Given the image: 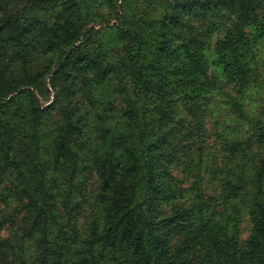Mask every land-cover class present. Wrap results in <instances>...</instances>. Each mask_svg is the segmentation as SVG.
Listing matches in <instances>:
<instances>
[{
  "label": "trees",
  "instance_id": "trees-1",
  "mask_svg": "<svg viewBox=\"0 0 264 264\" xmlns=\"http://www.w3.org/2000/svg\"><path fill=\"white\" fill-rule=\"evenodd\" d=\"M27 1L0 0V102L17 93L6 102L23 97L30 99L34 107L31 114H22L21 123H0V182L8 176L18 183L22 178L28 180L26 189H20L19 183L12 192L5 190L11 196L7 197L9 203L6 198L3 203L6 209L15 201L19 207L23 203L22 209L31 221L23 234L30 230L28 240H32L39 253L24 257L21 251L24 235L15 243L16 234H13V240L0 239V264H34L39 258L42 264H62L68 254L71 264H264V125L257 123L251 127L255 141L250 145L240 149L239 145L245 141L232 142L235 148L232 160L244 163L243 171L233 170L230 176L222 178L223 188L219 186V195L212 198L199 191L196 182L201 180L185 173L186 163L191 164L187 157L190 150L195 146L201 150L206 144L203 135L195 144L189 142L190 130L184 131L182 123H178L181 118H177L178 111L173 106L181 101L188 104L191 99L204 102L207 95L214 93L218 83L207 74V68L213 66L220 70L225 84L232 85L238 110L251 94L256 76L262 74L258 59L264 57V0H165L167 8L161 18L154 22L155 26L147 25L150 32L158 27V33L154 46L143 56L140 48L144 42L151 44L149 33V41L140 40L138 31L125 18L120 6L111 1L118 29L134 49L127 55L129 87L135 99L132 105L147 96L150 83L158 87V100L166 105L161 107L157 120L160 137L151 143L147 142L148 115L143 107L131 128L122 122L125 117L121 115L113 123L96 120L83 128L80 121L85 115L79 108L74 109L78 115L72 114L73 109L68 107L61 122L29 123L38 111L32 89L39 94L44 90L37 85L35 76L44 83L47 77L50 82L58 77L63 79L62 89L55 93V98L61 92L64 98L68 97V104L73 96L67 87L72 67L79 73L90 68L89 62L96 71H100V65L79 56L80 45L92 34L82 20L77 22L68 14L66 19L56 18L51 26L36 23L30 15L40 12L41 8L30 3L31 7L24 11L17 2ZM209 12L213 13L210 18L219 15V21L203 20L194 27L197 34L181 36L183 32L175 30L179 23L185 31H191L185 15L193 14L200 19ZM34 29L42 34L40 46L32 45L26 37ZM213 33L219 36L208 60L206 51ZM202 37H205L203 41ZM77 41L80 45L75 46ZM205 41L208 46L203 44ZM41 50L47 51L48 59L41 56ZM36 51L42 63L33 75L30 58ZM261 67L264 69V64ZM104 72L99 73L101 78ZM111 81H102L104 84L100 87L90 81L89 85H95L98 90L88 97L93 106L91 116L95 112L103 115L101 111L108 106L104 96L109 92ZM166 91H172L168 100ZM259 113L264 123L263 111ZM240 119L250 123L261 121L249 119L245 114ZM172 121L174 124L167 125ZM195 121L199 130L198 122H203V117ZM163 125L166 129L162 130ZM130 129L134 134L128 141ZM169 146L168 151L165 148ZM27 147L32 148L35 158L30 159L32 151ZM37 155L41 156L40 162ZM24 156L22 166L26 171L33 169L27 177L21 175L20 166L12 173ZM83 161L90 165L86 172L91 182L96 183L94 187H85L88 178L84 177V168L83 171L76 169V163ZM173 166L177 170L172 171ZM65 171L69 174L66 180L69 190L63 189L60 193ZM5 173L8 176L1 179ZM187 182H192L190 189L186 187ZM72 187L75 189L71 190ZM73 192L76 200L69 206L68 198ZM57 196L64 212L57 209ZM219 197L221 201L216 200ZM74 208L82 216L89 212L92 220L86 228L77 229L78 217L72 215ZM239 210L247 212L252 224L244 247L237 239ZM18 250L17 261L6 256L16 255Z\"/></svg>",
  "mask_w": 264,
  "mask_h": 264
},
{
  "label": "rangeland",
  "instance_id": "rangeland-1",
  "mask_svg": "<svg viewBox=\"0 0 264 264\" xmlns=\"http://www.w3.org/2000/svg\"><path fill=\"white\" fill-rule=\"evenodd\" d=\"M111 1L112 0H29L27 3L17 2L22 6L24 11L31 7L30 3L37 4L41 8L40 12L30 15L36 20V23L51 26L53 25V22L56 18L66 19V15L68 14H72L77 22L78 20H82L86 28L91 29L92 34L89 35L83 45H80V41H77L75 46L80 45L79 56L81 58L87 60L93 59L92 61L95 62V64L100 65V71H96L91 69L93 64L92 62H89L87 65L90 68L79 73H76L75 68L72 67L67 79V87L70 89L67 90L72 92L73 96L71 99H69L68 104H66L68 97L64 98V95L61 94V92H58V99L55 98V93L59 91V89H62L61 84L63 83V79H59L58 77L52 79L50 82L49 77H47L44 83L42 79H38V75L35 76V81H38L37 85H40V87H42L44 90L39 94V92H37L35 89H32L33 96L38 103V111L36 118L31 119L29 123H55V121L61 122L64 110L72 108V114L78 115L79 113L74 111V109L79 108L80 113L85 115V119L80 121V123L84 124L83 128L89 127L88 125L95 123L94 121L96 120L102 123H113L120 115L125 117L122 122L128 123L127 126L131 128L134 127V123H137L138 113L143 107V110L147 112L148 115V119L145 121L146 125L149 126L146 134L148 137L147 142L150 141L151 143L160 137V123H158L157 120L160 117L159 112L161 107H166V105H164L163 102H159L158 98H160V94L158 87L154 86L152 83L149 85L150 91L147 96L139 103H136L134 106L132 105L135 99L132 97L129 87L130 72H128L127 67H130V62L128 61L127 55H129L130 52L132 53L134 49L133 47H129L130 45L128 42L124 40L126 37L121 34V29H118V23L115 20V12L112 8ZM113 2L117 3V6H120V10L125 18L128 19L132 23V27L138 31L137 33L140 36V40L149 41L147 37L149 33V36L151 37V44L147 45L144 42L140 48V55L143 56L146 50L148 54V51L154 46V39H156L155 35L158 33V27L155 28L154 32H150L151 30L147 29V25L148 23H151L153 26H155L154 22L161 18L163 10L165 7L167 8V4L165 5V0H113ZM211 14L213 13L209 12L205 18L200 19H198L196 15L193 14H188V17L185 15V19L190 23L191 31H185V28L179 23L177 26H175V30H178V32H183L181 36L186 35L188 37L191 34H197L194 27H196L203 20L207 21L214 19L219 21V15H214L215 17L210 18ZM132 31L135 32V30ZM217 35L219 36L218 33H213L212 36H210L208 43L209 48L206 51L208 60L212 54L210 49L212 48L215 39L218 37ZM26 37L30 39V43L32 45L40 46L42 34L37 33L36 29L26 35ZM204 39L205 37H202L201 41ZM204 43L208 46L207 41L203 42V44ZM40 52L41 56L46 59L49 58L47 51L41 50ZM41 56L37 52L33 58H30V60H32V62H30V65L32 66L30 73H33V75L35 74L34 70L39 67V63H42ZM263 64L264 57H261L258 59V65L259 71L262 74H258V76H256L257 82H255V85L251 86V94L246 96V100H244V103L239 106L238 110L235 109L234 105V103L237 102V97L232 85L225 84L226 81L223 79L220 70L213 66L207 68V74L209 78H212L211 80H213L214 77L218 83V88L214 93L207 95L204 98V102L201 100L194 102L195 99H191V101H189L190 104L182 101L177 105L173 103L175 110L178 111L177 118H181V121L178 123H182L184 131L185 129L190 130L188 137L189 142L192 141L193 144H195L201 134L203 135V139L206 144L203 146V148H201V150L199 149V146H195L190 150V153L187 157L191 159V164L188 165L186 163L185 173L192 175V177L196 176L198 180H201L200 182H196L199 191L205 193L206 195H210L212 198H215L214 196L219 195L220 190L218 189L222 178L225 176H230L233 170H236L238 173L243 171L244 163H235L232 160V154L235 151L232 142L239 141L242 143L245 141V144L239 145L240 149H242L248 143L250 145L252 141H255L251 127L257 123L264 125L259 113V111H263L264 114V109L262 108L264 107V69L261 67ZM101 72H104L102 75L103 79L99 76ZM147 73L151 78L150 71H147ZM110 79H112V81L109 85V92L104 96V101L108 103V106L103 111H101L103 113L102 116L96 112L91 116V109L93 106L92 102L90 103L88 101V97L90 93L97 92L98 90H96L95 85H89L90 81L99 84L100 87L101 84H104V81ZM13 80L17 81L15 78ZM171 92L166 91L167 100L171 97ZM16 94L17 93H14L3 102H0V123H21L23 122L22 114L27 115L33 112L34 107L31 105L30 99L21 97L15 101L9 103L6 102ZM169 104H172V102H169ZM124 109L127 111L126 113L123 112ZM241 114H245L249 119L255 118L260 119L261 121L257 120L256 123L243 121L240 119ZM130 116H132V118H130ZM92 117H95V119ZM200 117H203V122H198L200 123V129L197 130L198 127H196L197 124L195 123L197 122L195 119ZM72 123L76 122L72 121ZM169 124L172 125L174 123L172 121L171 123H167V125ZM163 129H166L164 125L162 126V130ZM130 130L131 131H128L130 132L131 138H129L128 141L133 139L134 134V130ZM156 143H158V140ZM170 146L166 147L165 149H168L169 151ZM27 150L32 151V148L27 147ZM80 155L82 156L83 154L80 153ZM33 158L35 157L32 151L30 159ZM37 159L40 162L41 156L37 155ZM25 160L26 158L24 156L21 159V163L19 165L16 164L12 171L13 174H15L14 171L17 170L19 166L21 168L22 176L24 175V177H27L28 173H31L33 169L31 171H28L27 169L26 171L25 167L22 166ZM184 160L186 162V159ZM244 161H246V159H244ZM76 164V169L78 171H83L82 169L84 168V177L88 178V182L85 187H94L96 183L93 184L91 182L89 174L86 172V168H88L89 171L90 165H87L85 161L82 163L77 162ZM45 170H48V168ZM171 170L175 171L177 169L175 166H173ZM66 171L69 173V170ZM66 171L63 174L60 193H62L63 189L68 188L66 180L69 177V174L66 173ZM7 176V173H5L1 179ZM48 177L51 178L50 174ZM179 178H182V176H179ZM19 183L20 189H26L28 187V180H24L22 178ZM19 183L14 179L12 180V176H8L7 179H4L0 182V239L13 240L12 236L13 234H16V238H14L15 243H19V239L23 234V230L26 227L29 229L31 221L27 220V214L22 209V202H20V207L18 206L19 202L15 201V204H12L6 209V206L4 207L5 203H3V199L6 198V202L9 203V198L7 197L11 195H9L5 190L12 192L11 190L15 189V186H17ZM191 183L192 182H187L186 187H188V189L191 188ZM220 188H223V186L221 185ZM73 189H75V187L71 188V190ZM74 193L75 192H73L72 196L68 198L69 206H71L73 200H76L74 199ZM216 200L221 201L220 197ZM55 201L58 205L57 209L60 212H64V207L62 202H60L61 200L58 199V196L56 197ZM230 205L231 202L228 201V210H230ZM18 208H20V211H18ZM240 208H242V206H239V209ZM239 213V222L236 223V229L238 230L237 239L239 245L244 247L245 242L251 232L252 224L245 210H239ZM72 215L74 217H78L77 229L79 228L80 230L83 227L86 228V226L92 220L89 212H85L84 216H82L81 214L77 213L75 208L72 210ZM28 231L30 230H27V232L23 234L24 241L21 251H23L24 257L28 255L36 256L39 253V251H35L32 240H28ZM62 249L66 250L65 247ZM65 250H62V252L65 253ZM19 254L20 251L18 250V254L10 255V253H8L6 256L8 258L10 257V259L13 257L16 260V256ZM42 263L43 262H41L39 258L37 263L34 264ZM62 264H71V258L69 254L66 262Z\"/></svg>",
  "mask_w": 264,
  "mask_h": 264
}]
</instances>
